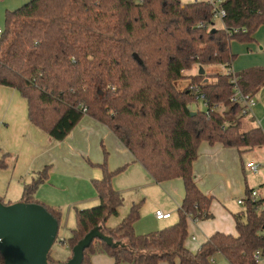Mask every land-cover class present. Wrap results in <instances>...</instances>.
<instances>
[{"label":"trees","instance_id":"obj_1","mask_svg":"<svg viewBox=\"0 0 264 264\" xmlns=\"http://www.w3.org/2000/svg\"><path fill=\"white\" fill-rule=\"evenodd\" d=\"M219 8L225 10L222 27L214 26L209 0H30L6 11L0 85L26 99L32 124L62 141L88 115L105 124L156 182L181 178L184 183L175 223L137 234L138 202L120 223L108 226L124 204L113 176L126 165L109 170L105 152L99 164L103 175L93 180L99 203L75 209L68 244L73 250L101 226L119 245L93 239L83 264H91L96 253L109 255L115 264H214L217 254L230 264H258L255 252L264 254V198L253 200L251 189L243 210L234 215L236 235L215 232L197 252L185 246L189 219L213 216V196L194 178L201 143L237 149L264 144L261 127L243 129L245 105L231 100L235 86L255 96L264 85V67L185 74L194 65L231 64L232 41L249 43L264 26V0H224ZM185 77L190 83L179 88L176 82ZM195 87L206 96L207 110L190 107L197 101ZM8 155L0 157V168L9 166ZM48 177L47 166L24 186L21 201L40 203L34 195ZM42 205L60 223L62 210ZM48 258L54 262L50 253ZM0 264H5L1 252Z\"/></svg>","mask_w":264,"mask_h":264},{"label":"crops","instance_id":"obj_2","mask_svg":"<svg viewBox=\"0 0 264 264\" xmlns=\"http://www.w3.org/2000/svg\"><path fill=\"white\" fill-rule=\"evenodd\" d=\"M27 1L0 0V26H4L7 10H14ZM218 20L221 21L217 19L215 22ZM214 26L222 27L223 23L221 21L220 26L216 23ZM254 38L249 43L233 40L231 51L235 57L231 64L221 65L223 67L218 72L264 67V26L259 28ZM255 99L256 104L247 113V126L249 129L261 127L264 132V85ZM105 152L109 170L115 171L126 165L112 180L113 186L124 198L121 211L126 213V208L138 202H142L143 206L145 199L151 198V220L144 221L146 213H143L135 223L136 233L145 234L175 223L167 220L173 217L174 211L178 213L184 198L185 188L181 178L159 183L148 177L147 171L135 161L133 154L114 133L88 115L81 119L67 138L62 141L54 139L30 122L26 99L17 90L0 85V157L9 154V166L0 168V197L3 200H8V203L21 201L24 186L48 166L49 177L34 195L37 201L50 206L72 205L74 210L93 207L99 203L93 180L103 175L99 164L103 163ZM251 162L259 164L256 172L250 169ZM246 168L257 174L258 181L255 184L260 185L259 189L250 186ZM194 178L204 193L213 196L209 207L212 218L198 221L190 218L188 221L185 246L197 252L215 232L237 234L234 215L243 210L244 205L238 201L245 198L248 189L257 190L258 199L264 198V144L237 149L220 143L202 142L199 157L194 162ZM140 187L142 193L135 190ZM153 199L160 203L156 204ZM154 210L171 213V216L158 219L153 215ZM66 252L68 260L73 250ZM214 260L215 264H230L221 254H217ZM261 262H264V255L259 264ZM91 264H115V260L107 254L96 253L91 257ZM159 264L169 263L162 261Z\"/></svg>","mask_w":264,"mask_h":264},{"label":"water","instance_id":"obj_3","mask_svg":"<svg viewBox=\"0 0 264 264\" xmlns=\"http://www.w3.org/2000/svg\"><path fill=\"white\" fill-rule=\"evenodd\" d=\"M133 57L143 64L137 53ZM199 73L204 74L205 69L199 67ZM59 225V221L40 203L18 201L7 204L0 200V252L5 264H83L84 250L93 239L99 238L114 247L119 245L99 226L74 246L71 258L65 262H52L48 256L56 242Z\"/></svg>","mask_w":264,"mask_h":264},{"label":"rangeland","instance_id":"obj_4","mask_svg":"<svg viewBox=\"0 0 264 264\" xmlns=\"http://www.w3.org/2000/svg\"><path fill=\"white\" fill-rule=\"evenodd\" d=\"M27 2H25V3H27ZM215 23L218 24V26H220L221 21L218 20ZM1 28L4 29V26H2ZM222 67L223 66H221V65H209V66H206V70H207V72L209 70H211V71H220L222 69ZM198 72H199V66L198 65H194L193 68H192V70L185 71V74L186 75L197 74ZM189 83H190V79L187 78V77H185V78H183L181 80H178L176 82V84H177V86L179 88H184ZM190 107L192 109H198V108L199 109H204V110L206 109L204 107L203 103L201 101H199V100L196 101V102H194V103H192L190 105ZM220 109H224V107H221ZM248 118H249L248 114H245L243 116V129L244 130H248L249 129V126H247V122L249 120ZM245 173L247 174V177H248V181H249L250 186L256 187V188L259 189L260 188V185H256L255 184L258 181L257 174L252 173V171H250V170L248 171V168H246V172ZM148 177L151 178V175L149 173H148ZM12 190H14V188H12ZM135 190H138L140 193H142V191H143V189L141 187L140 188H136ZM95 192H96V190H95ZM66 195L69 196V194H66ZM4 201H5V203H8V200H4ZM62 201H65V200H62ZM153 201L156 204H159L160 203L157 199H153ZM93 204H95V203H92L91 205H93ZM53 207L60 208L62 210V219H61L60 229H59V232H58V240L55 242V244L51 248L50 258L54 262H65V261H67V255H66L67 252L66 251L71 250V248H70V246L68 244V240H69V238L71 236V230L76 226L75 210H74V208H73L72 205H65V206H61V207L59 205H53ZM69 210H71V211L69 212ZM125 211H126V213L122 212L121 209H120V211H119V217L118 216H111L109 218L108 222H107V225L108 226H115L118 223H120V221H122V219L124 218L123 215L126 216L127 213L129 212V207L126 208ZM156 211L154 213H156ZM143 213H146V218H144V221H146L145 219H150L151 220V215H152L151 214V198L150 199H145V202H144L143 206H141L140 216H143ZM154 213H153V215H155ZM177 220H178V213H176V211H174L173 212V217L170 220H167V222H171L172 223V222L177 221ZM260 261H259V263H260ZM213 263L215 264V260L213 261ZM261 264H264V262L263 263L261 262Z\"/></svg>","mask_w":264,"mask_h":264},{"label":"built area","instance_id":"obj_5","mask_svg":"<svg viewBox=\"0 0 264 264\" xmlns=\"http://www.w3.org/2000/svg\"><path fill=\"white\" fill-rule=\"evenodd\" d=\"M181 1L184 2L183 0H181ZM188 1H194V0H188ZM209 1L215 6V17H214V20L222 19V17L225 15V10L219 8V5L224 0H209ZM3 31H4V29L0 27V35L3 33ZM227 72H231V71H227ZM233 81L235 82V79ZM194 90L197 92L196 100L197 101L198 100L201 101L203 103L204 107L206 108L205 110H207L209 108V103H208V100H207L206 96L199 91L198 87H195ZM234 90H235V94L232 96L231 100L234 101V102L243 103L245 105V108L243 109V113L247 114L252 109V107L256 104L255 96H251L249 94L248 95L242 94L240 92V90L237 88V86H235ZM218 107L221 108L222 106H218ZM258 168H259V164L253 163V162L250 163V169L252 171L256 172L258 170ZM251 198L253 200L258 199L257 190H253L251 192ZM238 202L240 204L244 205V199H240ZM155 216L158 219H166V218H169L171 216V213H166V212H163L162 210H157L156 213H155ZM193 220L194 221H198L197 219H193ZM263 255L264 254H263V252L261 250H257L255 252L254 258H255L257 263H259V261L261 260Z\"/></svg>","mask_w":264,"mask_h":264}]
</instances>
